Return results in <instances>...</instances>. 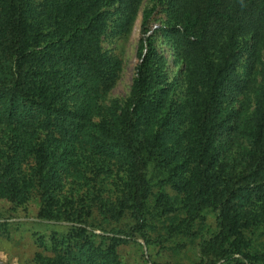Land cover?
Here are the masks:
<instances>
[{
    "label": "trees",
    "instance_id": "1",
    "mask_svg": "<svg viewBox=\"0 0 264 264\" xmlns=\"http://www.w3.org/2000/svg\"><path fill=\"white\" fill-rule=\"evenodd\" d=\"M142 1L0 0V200L70 224L51 232L58 264H122L130 232L189 238L209 213L216 264H264V61L248 78L264 0H167L170 53L145 11L130 95L111 100L103 37Z\"/></svg>",
    "mask_w": 264,
    "mask_h": 264
},
{
    "label": "rangeland",
    "instance_id": "2",
    "mask_svg": "<svg viewBox=\"0 0 264 264\" xmlns=\"http://www.w3.org/2000/svg\"><path fill=\"white\" fill-rule=\"evenodd\" d=\"M156 7L150 25L158 30L161 36L160 44L164 52L170 53V45L162 36L161 29L167 28V0H143L134 20L121 27L119 15L113 14L109 28L103 37V50L112 58L118 71V80L110 92L111 100L125 102L130 95L139 62L137 51L141 35L142 15L145 11ZM114 10V9H113ZM129 23V24H128ZM124 30V32L121 31ZM247 44V45H246ZM242 59L237 67L241 74H249L250 57L253 49L245 42ZM255 63L252 64V74L248 78L257 81L256 69L264 61V47L258 45L255 49ZM175 71L176 68H174ZM173 70V71H174ZM254 98L252 96L251 100ZM72 186L69 184L68 189ZM39 199L34 197L22 206H15L8 201L0 200V264H58L60 259L52 250L51 232H66L70 224L55 223L39 218ZM205 230L193 237L160 239L165 235L160 225L130 232L132 240L122 243L117 248L122 264H196L205 261L216 264L218 259L202 249L203 237L209 236L207 230L216 231L213 213L207 215ZM100 226L105 225L101 218L96 220ZM130 229V228H129ZM211 231V232H212ZM146 239H150L148 242ZM159 239V240H158Z\"/></svg>",
    "mask_w": 264,
    "mask_h": 264
}]
</instances>
